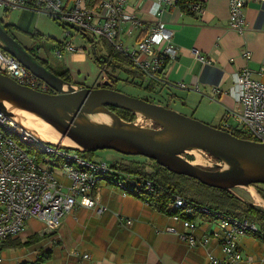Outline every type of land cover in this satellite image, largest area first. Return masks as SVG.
Here are the masks:
<instances>
[{
  "label": "crops",
  "instance_id": "0c3cea01",
  "mask_svg": "<svg viewBox=\"0 0 264 264\" xmlns=\"http://www.w3.org/2000/svg\"><path fill=\"white\" fill-rule=\"evenodd\" d=\"M198 1L202 6L200 12L183 11L176 2L169 5L164 1L127 0L125 11L137 13L142 27L130 30L129 22H122L119 38L123 45L133 47L151 26L162 21L173 31L177 54L169 60L160 81L148 78L130 64L127 56L112 51L111 54L119 56L120 62H115L114 68L109 67L108 73L118 78L113 89L119 82L142 86L152 84V93L159 92L167 102L193 110L201 120L219 126L223 113L238 106L235 81L236 74L243 67L251 70L253 79L264 82V69H261L264 58V0H246L242 32L227 26L228 0ZM19 12L22 19L19 22L1 19L13 37L46 60L49 67L52 59H58L57 72L68 77L72 84L97 87L102 75L90 47L94 43L91 44L89 39H79L80 33L72 30V42L79 40L73 42L77 50L64 51L61 58H56L53 54L61 42L55 38L56 31L36 29L38 14L32 10L22 9ZM33 31L47 39L38 37L40 41L32 38L29 39L31 42H26L16 36L17 33L32 37ZM94 40L96 48L101 47L100 52L108 54V43L99 37ZM246 52L250 54L249 59L245 58ZM162 100L159 99L160 104ZM58 175L66 183L60 173ZM112 184L111 181L98 183L93 190L98 203L105 207L101 214L97 215L92 208L77 205L64 215L57 230L47 232L44 223L38 230H29L26 226L24 235L2 243V264H36L38 257L47 251L50 252L49 257L40 264H206L209 252L221 255L220 237L213 236L220 234L218 226L208 217L201 214L189 217L196 223L194 233L197 237L211 235L207 245L190 247L176 234L165 231L168 226L182 229L180 220H174L169 211L160 210L140 194H124ZM31 238L35 240L25 245L24 242ZM238 244L242 250V259L238 264H264V241L261 238L245 234L238 238ZM84 254L88 257L84 258Z\"/></svg>",
  "mask_w": 264,
  "mask_h": 264
},
{
  "label": "built area",
  "instance_id": "2783aa9c",
  "mask_svg": "<svg viewBox=\"0 0 264 264\" xmlns=\"http://www.w3.org/2000/svg\"><path fill=\"white\" fill-rule=\"evenodd\" d=\"M155 1H164L169 5L176 2ZM126 2L127 0H0V7L7 11L34 10L64 24V41H61V48L55 51L58 58H61L64 51L77 50L71 40V26H76L105 40L112 53L124 54L145 76L160 81L169 60L177 54L173 31L159 21L133 47H126L119 38L120 24L129 22L130 30L142 27L137 13L125 11ZM245 3L246 0H228L229 29L237 32L244 30ZM191 10L200 12L201 3L195 2ZM245 58H250L248 52L245 53ZM261 69H264V58ZM0 73L21 85L39 91H51L9 54L1 43ZM101 75V82L107 79L105 66L101 69ZM235 82L238 106L223 113L218 127L233 135L247 134L251 140L264 143V82L253 79L251 70L247 67L236 74ZM3 130L13 133L18 140L7 137ZM47 163L49 166H45ZM73 163L78 167L74 168ZM54 168H59L66 183L59 179ZM106 174L118 177L113 184L124 194H131L133 189L142 188L148 194L156 193L159 189L150 179H139L130 173L119 172L107 162L88 160L78 151L71 153L68 149L43 143L0 110V264L4 260L2 243L9 238L24 235L27 221L31 218L42 221L47 232H50L57 230L64 215L77 205H84L94 209L97 215L101 214L105 207L98 203L93 190L102 179L108 181L103 178ZM170 210L172 218L180 220L182 229L168 226L165 231L176 234L190 247L207 245L211 235L197 237L194 233L196 223L188 216L201 214L217 224L220 234L213 236L220 237L221 255L209 252L206 264H238L242 259L238 238L245 234H254L264 241V233L256 223L211 209L184 196L173 195ZM83 257L88 255L84 254Z\"/></svg>",
  "mask_w": 264,
  "mask_h": 264
},
{
  "label": "water",
  "instance_id": "95a60500",
  "mask_svg": "<svg viewBox=\"0 0 264 264\" xmlns=\"http://www.w3.org/2000/svg\"><path fill=\"white\" fill-rule=\"evenodd\" d=\"M71 28L82 31L76 26ZM84 35L91 44L95 41L92 33L85 31ZM0 43L53 91L21 85L0 73V110L25 130L8 104L41 116L62 138L67 137L74 145L45 141L27 130L37 140L81 153L111 149L127 156H143L175 174L218 189H250L256 184H264V143L240 138L162 104L127 95L113 89L107 79L98 87L74 85L40 64L1 24ZM90 47L98 57L107 59L101 54V47L97 49L93 44ZM109 106L129 110L150 120L153 126L142 127L134 121H125ZM99 113L106 114L110 124L90 119ZM192 150L200 152L204 165L183 157Z\"/></svg>",
  "mask_w": 264,
  "mask_h": 264
},
{
  "label": "trees",
  "instance_id": "16d2710c",
  "mask_svg": "<svg viewBox=\"0 0 264 264\" xmlns=\"http://www.w3.org/2000/svg\"><path fill=\"white\" fill-rule=\"evenodd\" d=\"M195 2L201 3L198 0H176V5L183 11L194 12L191 10V7L192 5L195 4ZM59 24H61L63 28L65 27L64 24L62 23H59ZM4 28L8 31L7 26ZM80 32L83 35L85 34V31H80ZM93 43L96 46V42L93 41ZM60 44L61 42L59 43V46H56V49L61 48ZM27 49L30 53L34 55V57L40 64L44 65L45 67H48V69H50L54 74H56L57 76L71 83L68 77H66L62 73H58L57 71L49 67L47 65L46 60H43L40 57H38L29 48ZM55 51L53 55L56 58H58L55 55ZM106 56H107V59L102 56L98 57L96 54L93 53V57L99 63L100 69L104 68L105 66L107 74L110 75V76L107 75V80H109L112 84H116L118 78L117 77L115 78V76L113 78L112 77L113 74L111 75L110 73H108L109 72L108 68L109 67L114 68L113 65L115 64V62H120L119 56L117 57L116 54H111L110 47L108 48V54H106ZM129 62L132 65L130 60ZM131 84L139 88H144L145 90H148V91L154 90L153 89L154 85L152 84L146 85V86H142V84H136V83L135 84L131 83ZM98 86L99 84L97 85V87ZM148 101L155 103L154 101H151V100H148ZM157 103H161V102H157ZM165 106L168 107L167 105ZM108 108L114 111L119 117H121L125 121H132L135 117V114L129 110L115 108L111 106H109ZM215 127H218V126H215ZM236 136L240 138H244V139H251V137L248 136L247 134H236ZM91 152L92 151H88V152H83L81 154L82 156L89 159L88 155ZM143 158L144 160L136 159V160H129L125 162L121 160H115L110 164L112 168H116L118 170L128 172L136 177H139V179L140 178L150 179L154 181L156 185L159 186V189L156 191V193L148 194L141 188L139 190L133 189L131 191V194H136V195L140 194V197H142L145 201L157 206L162 211H169L171 214L172 212L170 210V202H171L172 196L173 195L184 196L190 199L191 201H194L198 204L206 205L211 209L222 211L226 214L232 215L239 219H246L248 221L254 222L257 224L258 228L264 233V209L242 201L241 199L233 195L228 189H218V188H213V187L203 185L199 181L193 178L187 177L185 175H178V174H175L167 170L166 168L158 165L154 160H151L145 157ZM110 176L111 177H108L107 179L109 182L111 181L112 183H114L118 178L115 174H112ZM112 176L116 177V180L114 182L112 180ZM259 185L260 184H256L254 185V187L258 195L264 201V190L261 189ZM34 240L35 238L27 239L24 242V244L27 245L33 242ZM49 255H50V252L48 251L41 254L38 257L36 264H40L41 262H43L45 259L49 257Z\"/></svg>",
  "mask_w": 264,
  "mask_h": 264
},
{
  "label": "rangeland",
  "instance_id": "374dc122",
  "mask_svg": "<svg viewBox=\"0 0 264 264\" xmlns=\"http://www.w3.org/2000/svg\"><path fill=\"white\" fill-rule=\"evenodd\" d=\"M22 9H18V10H11V11H7L5 10L4 8H1L0 7V24L3 26V27H6L5 24L3 23V21L5 22H10L9 20H12V21H16V22H19L21 21L22 19H20V13L19 11H21ZM33 12H35L36 14H38L37 16V23H38V28L37 25H36V29H40L42 28L43 30L45 28L47 29H50V30H55L56 31V34H55V38L58 39V40H61V41H64L63 40V27L59 26L58 24H56L47 14L45 13H38L34 10H32ZM32 12V13H33ZM3 21H2V20ZM33 22H35V20L33 19ZM58 25V26H56ZM75 31V32H79L80 34L78 35V38L79 39H83L85 41H87L85 38L84 39V36L82 35V33L80 31H78L77 29H74V28H71V31ZM31 34H34V31L31 33ZM16 36L18 39L20 40H27L26 42H31V40L29 41V39H32L34 41H40L38 40L37 38L38 37H42V38H45L41 35H39L38 33L37 34H34L32 35V37L30 36H27V35H24V34H17L16 33ZM83 37V38H81ZM91 37V35H90ZM93 37V36H92ZM95 37V36H94ZM47 38H45L46 40ZM66 40H69V39H66ZM50 41V40H49ZM74 43H77L79 42L78 39H74L73 41ZM86 43V42H85ZM92 50V49H91ZM98 53V51H97ZM101 54L105 55L104 53L101 52ZM58 63L59 60L58 59H52L51 61V67L53 70L57 71V68H58ZM115 90H118L120 92H123L127 95H130V96H135V97H140V98H144V99H147V100H151V101H154L155 103L157 102H160L159 99L162 98L164 100H162V105H167L169 108H172L184 115H187V116H190V117H193L197 120H200L202 122H205L203 120H201V118L199 117V114L193 110H187V109H182L181 107H179V105H175V103H169L167 102V100L165 99V97L163 95H160L159 92L158 94L156 93H152L151 91H147L145 90L144 88H139L137 86H134V85H127V84H122V83H117L116 86H114ZM159 96V97H158ZM158 97V98H157ZM160 104V103H158ZM176 108V109H175ZM27 115L29 116H33L36 120V122L34 123V126L39 130L43 131L44 133H46V136L49 134L50 136H53L51 134H55V133H58L60 134L58 131H56L50 124H48L45 120H43V118L41 116H38L34 113H31L29 111H26L25 112ZM44 121V122H42ZM134 122H136L138 125L142 126V127H152V123L150 120L140 116V115H137L135 114V117L134 119L132 120ZM29 124V122H27ZM207 123V122H205ZM209 124V123H207ZM44 125V126H43ZM46 125V126H45ZM211 125V124H209ZM41 126V128H40ZM43 126V127H42ZM49 127V128H48ZM48 133V134H47ZM3 134L6 135L7 137H10V138H14L15 140H18V137H16L13 133H9V132H6L3 130ZM70 151L71 153H74V152H77L75 150H68ZM81 153V152H80ZM89 159L88 160H92V161H95V162H107L108 164H111L112 161H115V160H120V159H128V160H124L123 162L125 161H129L131 159H140V160H144L143 156H127V155H123V154H120L114 150H111V149H101V150H95L93 152H91L89 155ZM46 157V156H45ZM183 157L189 161H191L192 163L197 159V157H201L202 160H203V157L201 156L200 152L199 151H195V152H191V153H184L183 154ZM211 159V158H210ZM197 164H203L204 165V160L202 163H197ZM45 166H49L48 163L45 165ZM72 166L74 168L78 167V165L76 163H73ZM55 169V172L58 174L60 172L59 168H54ZM116 169V168H115ZM118 170V169H116ZM119 172H124V171H121L119 170ZM128 173V172H126ZM108 177H111L110 175L106 174L103 176V178H108ZM112 180L113 182L116 180V177H113L112 176ZM101 183H109L108 181H104L103 179L101 180ZM114 187L118 188L116 185L112 184ZM261 187V189L264 190V184H260L259 185ZM119 189V188H118ZM254 190L255 193H257L255 187L253 188H250V189H247L245 187H234V188H231L230 189V192L235 195L236 197H238L239 199H241L242 201L246 202V203H249V204H252L254 206H257L259 208H262L264 209L263 207V204H264V201L261 199V197L259 196V201L253 199L251 196V191ZM43 222H41L40 220H28L27 221V224L26 226L29 228V230H38V229H41L43 227Z\"/></svg>",
  "mask_w": 264,
  "mask_h": 264
},
{
  "label": "bare ground",
  "instance_id": "6f19581e",
  "mask_svg": "<svg viewBox=\"0 0 264 264\" xmlns=\"http://www.w3.org/2000/svg\"><path fill=\"white\" fill-rule=\"evenodd\" d=\"M8 105H9L8 107L13 111V113H14L15 117L18 119V121L27 130L32 132L34 134V136L39 137L45 141L52 142V143H57V144H62V145H74V143L70 139H68L67 137L62 138L61 135L58 133L51 134L53 136H50L47 133L48 135L46 136V133L39 130L38 127L36 128L34 126V123L36 122L37 119H35L33 116L27 115L25 113L27 110H25L19 106H16L14 104H8ZM90 119H92L93 121L107 123V124H110V122H111L110 118L106 114H101V113L90 116ZM27 122H29V124ZM42 122H44V121H42ZM40 128H41V126H40ZM195 151H198V150L188 151V153L195 152ZM202 162H203L202 158L197 157V159L193 163H202ZM250 194H252L253 197H255L257 201H259L260 198L257 195V193L254 192V190H252Z\"/></svg>",
  "mask_w": 264,
  "mask_h": 264
},
{
  "label": "flooded vegetation",
  "instance_id": "af4514ba",
  "mask_svg": "<svg viewBox=\"0 0 264 264\" xmlns=\"http://www.w3.org/2000/svg\"><path fill=\"white\" fill-rule=\"evenodd\" d=\"M9 32V31H8ZM10 33V32H9ZM11 34V33H10ZM15 38V37H14ZM16 39V38H15ZM17 40V39H16ZM113 88V87H112ZM49 92H53V91H49ZM165 106V105H164Z\"/></svg>",
  "mask_w": 264,
  "mask_h": 264
}]
</instances>
